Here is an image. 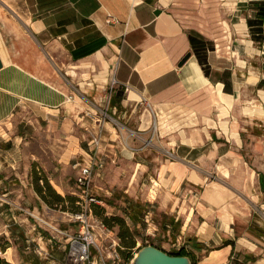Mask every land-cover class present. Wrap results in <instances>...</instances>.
Masks as SVG:
<instances>
[{"label": "crops", "instance_id": "crops-1", "mask_svg": "<svg viewBox=\"0 0 264 264\" xmlns=\"http://www.w3.org/2000/svg\"><path fill=\"white\" fill-rule=\"evenodd\" d=\"M108 94L113 113L144 105L142 131L149 108L159 124L186 116L159 128L171 156L156 164L163 188L151 190L176 227L173 246L194 264H264V0H0L1 128L24 114L95 113ZM74 148L86 152L72 141L58 162L74 169ZM213 169L224 182L204 184ZM47 179L62 194V178ZM28 184L2 195L48 209ZM9 221L43 258L66 247L23 213Z\"/></svg>", "mask_w": 264, "mask_h": 264}, {"label": "rangeland", "instance_id": "rangeland-1", "mask_svg": "<svg viewBox=\"0 0 264 264\" xmlns=\"http://www.w3.org/2000/svg\"><path fill=\"white\" fill-rule=\"evenodd\" d=\"M111 106V96L108 94L101 102L99 111L95 113L89 110L85 112L84 109L79 110V113L75 112L74 115L59 116L50 120L24 114L14 117L8 130L0 127V173L6 177L0 182V259L10 264H49L52 262L50 260L54 261L53 264H63L68 251L69 236L59 233L54 228L74 234L78 232L81 220L91 225L98 245L106 246L109 240L118 239L117 250L123 261H126L130 254L133 255L138 247L146 244L155 245L167 252L176 250L173 246L177 236L176 227L170 228V224L168 226L170 216L157 209L158 193L156 191L157 194H154L151 190L163 188L162 181H155L156 164L159 160L171 156L168 149L163 146L162 141L166 136L161 134L163 130L159 128L165 123L168 124L170 120L172 126L176 125L174 124L176 121L183 120L186 116L174 111L167 114L168 117L164 116L166 121L159 124V120L162 119L155 116L149 108L150 114L143 116L142 125L148 128L142 131L139 129L140 123L142 124L139 116L144 105L139 104L133 114H130L132 107L129 104L123 106L124 111L115 113L112 112ZM94 122L95 126L92 127ZM105 123L108 128H105ZM168 125L171 126L170 123ZM186 125L188 124L184 126ZM100 126L103 128L102 158L105 159V165L103 171L94 173L91 187V194L99 202L90 203L76 187L77 169L58 162V159L63 152L69 154L72 150V141H77L80 147L87 151L91 135ZM72 153L75 154L74 161L80 162L86 156L85 153L79 155L77 148H74ZM9 161L11 163H8ZM34 176L50 177L55 184L58 182L56 179L62 178L64 189L60 195L63 200L55 202L46 190L52 203L47 204L41 199L48 209L34 211L28 204L32 200L26 193L2 195L5 188H26L29 186L28 183L34 189L32 184ZM206 176L204 184L211 181L224 182L214 169L207 172ZM48 181L52 186V182ZM69 197L74 200L71 201ZM128 199L142 203L140 204L142 215L136 212L134 220L130 216L126 202ZM21 213L45 231V236L55 237L61 244L67 242L66 247L50 251L52 257L43 258L44 253L42 257L39 256L34 250L38 245H42L41 243L37 244L36 240L27 243L19 237V232L15 231V228L11 231L10 227L6 226L10 223L9 218L12 214L18 217ZM114 216L122 218L129 228L131 236L127 239L131 241L132 247L122 246L115 221L108 225L103 220L104 217ZM102 224L106 230L102 228ZM32 236L31 232L28 238ZM28 244L29 248L26 247Z\"/></svg>", "mask_w": 264, "mask_h": 264}, {"label": "built area", "instance_id": "built-area-1", "mask_svg": "<svg viewBox=\"0 0 264 264\" xmlns=\"http://www.w3.org/2000/svg\"><path fill=\"white\" fill-rule=\"evenodd\" d=\"M113 21V17L108 15L106 22ZM113 84L114 81L112 82V85ZM102 129L101 126L96 128L89 140L85 158L74 164V167L77 169V174L75 176L76 187L90 203L99 202L97 198L91 194V187L94 173H96V169L101 167L99 151L103 142ZM52 228L54 227L52 226ZM102 228L106 230L103 224ZM54 229L61 234L69 236L68 251L63 264H127L128 259L123 261L117 250V247H119L118 239L113 238L109 240V244L106 246L98 245L96 235L93 234L91 225L84 220H81L80 228L78 232L74 234H69L57 228ZM174 248L178 250L180 249V245Z\"/></svg>", "mask_w": 264, "mask_h": 264}, {"label": "trees", "instance_id": "trees-1", "mask_svg": "<svg viewBox=\"0 0 264 264\" xmlns=\"http://www.w3.org/2000/svg\"><path fill=\"white\" fill-rule=\"evenodd\" d=\"M32 184H33L34 190L37 192V194L40 196V198L45 203H47V204H51L52 203V201H50L48 199V195L52 196L53 199L55 200V202H61L63 200V197L53 189V187L49 183L47 177H45V176H42V177L34 176ZM46 190L48 191V195L46 194ZM69 199L71 201L74 200V198H71V197H69ZM126 202L128 204V207H129V210H130V216H131L132 219L134 218L136 212L138 214L142 215V211H141V208H140L141 206H140V204L138 202H134L132 199H128V200H126ZM141 219H142V217H141ZM103 220L108 225H110L111 221H115L117 223V225H118V237L120 238V240L122 242V246H126V247H132L133 246L131 241H129L127 239V238H129L131 236V233L129 231V228L125 225V222H124V220L122 218L115 217V216L114 217H109V218L108 217H104ZM140 247H138V248H140ZM169 253L172 254V255H190L184 248H181V249H179L177 251L173 250V251H170ZM131 256L132 255L130 254L128 256V258H130ZM190 258H191V255H190ZM191 260H192V264H194V259L191 258ZM0 264H10V263H7L5 260L0 259Z\"/></svg>", "mask_w": 264, "mask_h": 264}, {"label": "water", "instance_id": "water-1", "mask_svg": "<svg viewBox=\"0 0 264 264\" xmlns=\"http://www.w3.org/2000/svg\"><path fill=\"white\" fill-rule=\"evenodd\" d=\"M156 13H158V11H156ZM188 57L189 53L183 57L180 64ZM128 264H192V260L188 255H172L160 247L146 244L133 253L128 260Z\"/></svg>", "mask_w": 264, "mask_h": 264}]
</instances>
